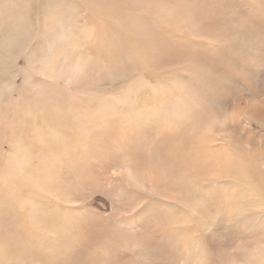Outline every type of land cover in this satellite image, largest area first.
<instances>
[{
	"label": "rangeland",
	"instance_id": "1",
	"mask_svg": "<svg viewBox=\"0 0 264 264\" xmlns=\"http://www.w3.org/2000/svg\"><path fill=\"white\" fill-rule=\"evenodd\" d=\"M158 128L216 151L208 175L241 165L248 184L228 188L237 191L226 205V190L188 175L181 204L141 158L152 150L140 136L156 139ZM14 194L34 211L13 208ZM229 205L264 210V0H0V264L37 259L25 249L40 247L57 260L65 243L51 229L64 224L102 223L130 254L151 207L183 217L179 247L206 246L202 216L210 232L239 239L208 219ZM34 230L47 237L27 246Z\"/></svg>",
	"mask_w": 264,
	"mask_h": 264
},
{
	"label": "bare ground",
	"instance_id": "2",
	"mask_svg": "<svg viewBox=\"0 0 264 264\" xmlns=\"http://www.w3.org/2000/svg\"><path fill=\"white\" fill-rule=\"evenodd\" d=\"M29 133H31L30 129L26 130V132L23 135V140H27V138L30 137V135L28 136ZM148 133L150 134V131ZM154 134L156 139L152 137L150 138V136L147 139H143V137L140 136V140H142L143 142L150 139L148 143H145L146 144L145 146L149 147L150 151L152 150V154L150 152L151 156H141L142 161L144 162L143 164H147L148 168L151 170L150 172L154 174V176L157 175L160 178V180H162L163 189L172 188L177 192V199L181 204L182 202L183 203L187 202V199L181 194L182 191L185 190L186 188L185 186L183 187V182L188 175L196 181H197V176H199L200 178L203 177L202 181L204 182L208 190L212 189L216 191L217 188L222 189L223 191L226 190L225 192L228 193V196L225 199L226 205L230 203L229 202L230 199L234 198L235 192L237 191L235 189H228V188H239L248 184L247 181L245 182V180H243L244 178L242 176V169H240L241 165H239V167L233 166L230 170L224 169L222 170V172L221 171L213 172L214 175H210L212 173L209 172L210 176L208 175V171H210V169L213 168V164H214L213 156L216 155L215 154L216 151L211 152L212 149H208V148L204 149V146L203 147L197 146V148L196 147L192 148L191 146L192 141H190L191 138L190 140H185V138L181 139L179 137H172L171 132L160 133L159 128L158 131ZM190 135L191 134H189V136ZM69 136L72 138V140L75 138L74 135L72 134H69ZM135 146L139 147L141 145L136 144ZM54 148L56 149V146H54ZM38 149L39 146H36L35 150L37 151ZM239 152L240 151H238L237 154H239ZM244 160L245 158L243 157V161ZM249 168L254 169L252 166H250ZM216 175L218 176L215 177ZM205 176L206 178H204ZM18 177L19 180L23 178L22 176H18ZM23 181H26V179ZM256 182L260 192L263 194L262 179L257 180ZM150 186L151 187L153 186L152 183H150ZM36 195L38 196V194ZM134 195L133 196L136 198V199L134 198V205L141 203L140 200L142 199L141 197L143 195L138 193L137 194L134 193ZM9 199H10V204L13 205V208L16 209L20 208L21 210L25 211V209H27L28 206H30V208L32 207V205L28 203L29 200L21 196L14 194V195H10ZM61 199L62 198L60 199L58 198L57 200L60 206L63 208L65 203L70 200L65 198L62 200ZM70 199H72V197ZM209 199L213 202H216L217 200H219V197L215 195H211ZM157 208L158 207L150 208V210L152 211H149V215L147 217L149 218V223L148 224L146 223L147 225H145L144 227L145 233H143L142 234L143 236H141L144 237L142 247L136 248L135 252L132 253L130 252V254L124 252L125 254H123L120 253L119 250H115L114 245L116 244V241H114L115 243L111 244L109 240L111 238L115 239L114 235H116L117 237L118 233L111 231L110 229H108L109 227L108 228L105 227L102 223H95L92 226L64 224L61 225L60 228H58L59 225H57L58 227L54 226L55 227L54 228L52 225L48 224L47 219H46L47 221L44 219L40 223L42 224V222L46 221V224L52 226L51 230H54L53 232L54 235H58V237L61 240H63V242L65 243L62 245L61 248L59 246L60 251L58 252L60 253L57 255H60V257L58 259L55 258L57 260L52 261L51 260L53 259L52 256L51 259L47 257L49 255L47 248L40 247L41 249L35 248L32 251L31 248L25 247L26 248L25 252L28 253V255H31L32 253H36V254L38 253L39 257L37 259H33L32 257L24 259V257H22L21 259H23L24 261L21 260L23 262L21 263L20 261V263L23 264L24 262H27V264H101L100 259L101 258L109 259L108 255H110L111 256L110 258H112L111 264H264V210L260 211L259 213L260 215H257L255 217L254 214H252V216L248 214H243V211L240 206L229 205L228 207L220 208L215 212L209 214L208 219L211 220V218L213 219L215 217L225 219L226 221L225 229L230 232L241 231V233L243 234L241 238L235 239L229 234L222 236L210 232L208 226H206V224L204 223L205 217L202 216L200 220V228H201L200 230L202 231L206 239V246H203V244L198 239L195 238L192 239L190 243L186 244L185 246L179 247L178 242L181 238L186 236L187 230L186 228L183 227H177L175 226V224L183 222V217L181 216L172 217L170 212L166 211L165 213L163 210H159ZM120 210L121 209L118 207V209H116V212ZM1 211L3 210L1 209ZM32 211H34V209H32ZM26 212L30 214V212L28 211ZM120 213H118V217H120ZM24 216H26L27 218L28 215L24 214ZM108 219L109 222H113L114 224H116L119 220L117 218L116 213L109 215ZM144 220H146V217ZM150 220L152 222H150ZM50 222L51 221H49V223ZM29 223L31 224L32 222ZM46 224L44 226H46ZM120 230L122 231V229ZM41 233L39 232L38 234H36L34 230L33 234H28V236L24 237L25 240L27 241L26 242L27 246L30 244L33 245V243L34 244L37 243L38 239H40V237L44 234ZM6 236L8 235L6 234ZM43 236L47 237L45 235ZM7 238L8 237L5 238L7 240L6 242H8L10 239ZM125 239L126 237L123 239V241ZM74 242L77 243L74 244ZM38 246L39 245L37 244V247ZM172 246H176V248L170 249ZM46 247H48L47 244ZM50 247L52 246H49L48 248ZM121 250L122 249H120V251ZM106 254L108 255L105 256ZM50 255H52V253ZM3 263L4 262H2V264Z\"/></svg>",
	"mask_w": 264,
	"mask_h": 264
}]
</instances>
